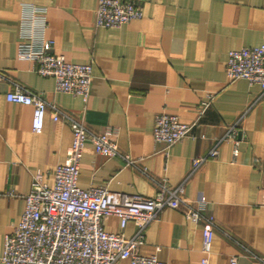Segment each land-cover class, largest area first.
Here are the masks:
<instances>
[{"label": "crops", "instance_id": "obj_1", "mask_svg": "<svg viewBox=\"0 0 264 264\" xmlns=\"http://www.w3.org/2000/svg\"><path fill=\"white\" fill-rule=\"evenodd\" d=\"M143 16L118 28L97 27V0H0V257L4 236L21 218L32 175L51 186L73 133L51 108L42 130H32V107L11 103L5 94L19 85L82 123L92 133L115 130L118 149L134 159L125 165L86 142L77 185L151 198L164 183L182 185V194L205 197L201 211L213 215L211 249L202 252L201 224L179 209L165 208L144 233L138 248L166 264H264V93L240 79L227 82L230 50L264 44V0H133ZM46 8L45 37L52 52L70 63H93L87 103L55 91L31 61L17 56L23 5ZM213 99L206 107V95ZM168 113L192 125L190 135L168 150L155 143V116ZM235 144L222 140L232 125ZM217 147L216 158L193 170L192 161ZM108 232L132 237L136 225L121 228L118 217L104 219ZM0 264H3L0 260ZM115 264H129L127 259Z\"/></svg>", "mask_w": 264, "mask_h": 264}, {"label": "built area", "instance_id": "obj_2", "mask_svg": "<svg viewBox=\"0 0 264 264\" xmlns=\"http://www.w3.org/2000/svg\"><path fill=\"white\" fill-rule=\"evenodd\" d=\"M142 16L141 7L133 0H97L95 25L118 28ZM46 29V8L23 5L17 42L18 58L31 61L39 75L52 77L55 91L70 93L87 103L93 79L92 61L70 63L63 56L54 54L52 41L45 37ZM225 75L229 84L243 79L250 85H258L264 93V44L230 50ZM5 97L8 102L32 107V130L37 133L42 130L45 114L51 108L50 118L68 122L73 139L65 162L54 169L51 186L43 182L40 173L32 175L30 189L23 196L24 210L20 221L3 239L0 257L3 264H115L124 259L129 264H166L155 255L146 256L138 252L144 243L146 227L165 208L179 209L190 223L201 224L202 252H210L215 221L213 215L201 212L208 204L205 197L188 199L182 194V185L171 188L164 183L159 184L151 198L112 191L106 186L81 188L77 185V177L86 142L92 143L99 154L119 157L125 165L135 166L134 159L119 151L115 130L107 127L102 133H92L82 123L19 85H15ZM213 97L206 95L203 107ZM236 125L226 129L219 139L235 144L234 156L238 154L236 135H240ZM191 128L192 125L180 122L177 116L162 112L154 119L153 140L162 144L166 151L188 137ZM217 155L218 149L213 147L206 155L195 157L193 170ZM110 215L118 217L121 228L132 221L137 227L135 234L128 238L106 231L103 222ZM206 263L204 258L202 264ZM230 264H237L236 257L231 259Z\"/></svg>", "mask_w": 264, "mask_h": 264}]
</instances>
